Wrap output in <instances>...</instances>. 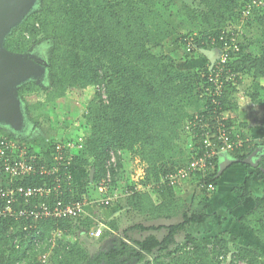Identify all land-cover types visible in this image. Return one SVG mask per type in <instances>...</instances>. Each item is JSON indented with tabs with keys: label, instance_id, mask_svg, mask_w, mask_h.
Masks as SVG:
<instances>
[{
	"label": "trees",
	"instance_id": "trees-1",
	"mask_svg": "<svg viewBox=\"0 0 264 264\" xmlns=\"http://www.w3.org/2000/svg\"><path fill=\"white\" fill-rule=\"evenodd\" d=\"M176 7L178 0H40V12L25 18L3 45L10 53L25 55L39 37L52 41L47 64L51 79L49 102L65 99L68 92L75 89L95 90L85 116L83 131L87 137L85 140L73 137L76 141L82 138L83 147L73 151L69 166L60 172L65 188L57 198L84 201L85 193L89 197L85 187L67 182V174H73L75 168L88 169L93 187L97 189L108 173L112 153L117 155V165L111 164L110 168L112 188L115 187L123 167V155L131 154L146 165L145 184L142 182L141 185L153 184L160 202H155L147 189L135 191L137 183H132L124 189L130 191L128 194L124 192L110 205L101 206L121 208L125 203L141 216L154 220L171 219L182 210V221L167 227V234L162 239L149 235L135 242V248L122 240L119 248L91 255L80 242L82 236L89 237L94 225L90 216L45 220L36 230L26 231L23 229L26 222L5 220L0 222V264H40V257L53 246L49 257L51 264H128L134 259L143 264H264V252L237 242L231 245L228 231L212 237L210 244L187 233L190 226L212 221L221 226L228 218L217 213L189 210L185 200L176 196L181 182L187 180L201 192L203 199L212 200L220 180L235 166L255 171L264 183V144L242 136V148L219 156L205 176L198 172L176 186L162 182L167 176L187 170L197 147L202 144L203 128L187 131V124L202 118L204 129L213 130L215 118H222L235 106L231 102V92L236 90L232 87L233 81H226L222 96H215V99L207 91L213 90L210 77L215 76L218 63L236 75L238 84L242 83L243 75L252 76L254 80L264 78V8L255 10L243 26L245 30L256 26V36L248 31L238 39L236 48L228 50L222 37H229L224 32L230 27L237 31L240 26L243 0H200L197 7L181 2L175 12ZM177 42L189 56L196 45L202 50L208 47L216 55L228 53L229 57L226 61L218 58L212 64L209 62L201 68L184 71L179 69L173 57L161 52L168 43L176 46ZM188 42L192 43L191 51H188ZM254 87L261 88L257 83ZM38 91L36 80L23 84L18 90L30 112L42 105L41 102L36 106L29 104V95ZM248 96L253 103L264 106L258 91L248 92ZM224 124L232 130L235 125L231 118ZM236 135L231 137L232 141L238 139ZM184 143H188L186 148ZM55 144V140L49 142V153ZM30 151L37 156V164L44 163L39 159L44 151L40 148ZM65 154L70 153L65 151ZM223 156L230 164L224 170L221 169ZM249 159H252L251 164L247 162ZM252 181L253 174H250L238 188L237 192H241L238 206L252 196ZM51 184H54V177L35 176L16 181V185L24 186ZM202 185L204 188H200ZM209 185L215 186L214 192H208ZM236 222L244 225L264 245V191ZM107 225L110 230H118L115 220ZM163 228L134 226L128 231H159ZM59 232L62 237L57 236ZM108 232H104L103 238L108 237ZM182 234L184 241L178 243L177 237ZM69 236L75 237L76 241H67ZM173 246L175 248L171 250ZM155 251L166 252L171 260L166 263H159V257L154 262L147 260Z\"/></svg>",
	"mask_w": 264,
	"mask_h": 264
},
{
	"label": "rangeland",
	"instance_id": "rangeland-1",
	"mask_svg": "<svg viewBox=\"0 0 264 264\" xmlns=\"http://www.w3.org/2000/svg\"><path fill=\"white\" fill-rule=\"evenodd\" d=\"M181 2L197 7L200 0H178V7H176L175 12H177L181 6ZM38 12H40V0H33L25 12L22 21L10 29L5 39L11 34L14 28H17L22 24L25 18H27L30 14L32 15ZM248 31L250 34L255 35L258 29L256 26H251L248 30L243 29L238 39L244 37ZM194 33L198 34L196 31ZM185 34H187V32H185ZM52 47L53 43L51 40L39 37L38 42L31 46L28 54L31 58L42 63V66H38V68H36V74L33 75L29 81L22 82L14 89L17 93L23 84L34 80L38 81L39 91L35 93V95H29V104L36 106L38 102H41L42 105L37 110L34 109L30 112L28 103L24 102V100L18 96V99L21 102L20 119L15 124L0 121V136L19 140L20 142L30 143L34 146H38L42 151H44V148L48 151L49 148L47 146H49V142H53L54 140L56 142H63L69 139L74 140V136L82 137L85 140L87 137V133L83 131L84 124H86L85 116L88 104L93 100L95 95V90L93 89L87 91L75 89L68 92L65 99L54 102L47 101L48 90L51 87V79L47 70V64L52 52ZM171 49L172 51L169 52ZM194 50L195 51L189 56L185 53V51H183V45L177 42L176 46L168 43L166 48L161 52L163 54L167 53L173 57L176 60L179 69L184 71L192 70L193 68H201L205 64L207 65L209 62L212 64L220 58L219 54L216 55V52L208 47L207 49L202 50L195 45ZM155 51L159 52V50ZM242 79V83L239 84L237 83V80L232 82V87L235 86L234 88H236L235 92H231V94L233 93L231 102L233 105L235 104V106H233V109L229 111L230 118L235 124L232 131L233 133L242 136L244 133L249 141L263 143L264 106L253 103L248 96V92L254 93L255 91H258L264 105V78L254 80L252 76L243 75ZM256 83L259 84L262 89L259 87L257 90L258 87H254ZM243 112H246L247 115H242ZM187 144L184 143L185 148ZM40 146H44V148ZM123 160V167L121 168V172L118 176L117 184L113 187L114 189L112 188L109 195L113 194V196L117 195L121 197L124 194V189L127 185L137 183L138 187L142 188L139 192L143 191V187L146 188L154 196L155 202L159 203L160 200L156 197L157 194H155L156 189L154 185H141L142 182L145 184L146 165L132 157L131 154H124ZM90 177L91 171L88 169L75 168V172L73 173V186L80 188L85 187L86 191H88L87 194H89V197H87L86 193L83 194L85 198L84 200L87 201L85 210L87 213L86 216H90L92 218L94 225L91 227L89 237L87 238L82 236L80 242L88 248L91 255H96L100 251H108L112 248H119L122 240H125L129 245L135 248V242L142 241L149 235H156L159 239H162L167 234V227L182 221V210H180L179 215L171 219L154 220L148 216H141L127 207L125 203L121 208H117L115 205H112L110 209L102 207L100 204L102 195H100L98 190L93 187V182ZM3 180L5 179L0 169V183H2ZM158 187H161V183ZM176 196L181 198L180 200L183 202L185 200L186 206L189 210L191 209L192 211L195 210L197 212L206 211V200L203 199L201 192H199L195 185L191 184L190 181L186 180L181 182L179 189L176 190ZM251 206L252 203L250 206H247V209ZM242 211L244 212L245 210ZM230 213L226 214L228 218L232 215ZM233 214L235 216H240L242 212L240 213V211L235 210ZM111 220H115L118 230L109 229L107 222H110ZM229 223L230 224L225 223V225L220 226L217 225V222L212 221L211 223L208 222L204 225L195 227V231L192 232H194L193 234L195 237L207 244H210L211 238L216 236L218 233L224 232V230L232 231L234 228L236 232L229 235L231 245L235 244V242L238 243L241 241V244L250 243L255 238V235L249 232L244 225L237 223L238 227L232 219ZM134 226H142L145 228L162 226L164 228L159 231H150L147 229L145 231L138 229L135 231H128L129 228ZM236 227L238 228L236 229ZM98 229L103 231L100 238H103L105 235L104 232H108L110 230V233L108 232L107 235L108 237H104L102 240H97V238L93 236V233H95ZM242 231L245 233H241ZM184 238V234L178 236V243H182ZM67 241L73 243L76 239L73 236H69L67 237ZM53 247L51 248V251L46 253V262L43 263V257H40V264H51L49 262V257L52 254ZM174 248L175 246L171 247V250ZM158 257L160 258V261H158L159 263H166L171 260L167 257L166 252L159 253L156 251L153 255L148 256L147 260L154 262L155 258ZM128 264L143 263H139L136 259H134Z\"/></svg>",
	"mask_w": 264,
	"mask_h": 264
},
{
	"label": "built area",
	"instance_id": "built-area-1",
	"mask_svg": "<svg viewBox=\"0 0 264 264\" xmlns=\"http://www.w3.org/2000/svg\"><path fill=\"white\" fill-rule=\"evenodd\" d=\"M264 8V0H243V7L240 17V26L237 31L232 29L224 32L229 36L222 37L224 46L228 50L236 48V43L244 24L252 17L255 10ZM192 43L188 42V51H191ZM229 57L228 53L220 55L221 61H226ZM236 75L230 71H226L225 67L218 63L215 76L210 77V82L213 85L212 92L208 89L213 97L222 96L226 81H235ZM215 99V98H214ZM216 113V109H215ZM212 129H204L203 120L199 122H189L186 130H192L195 127H201L204 130L202 144L197 147L193 161L187 170L183 169L176 175H170L162 179V182H169L171 186H176L181 180L189 179L191 175L198 172H203L205 176L210 168H213L216 159L224 154L233 152L242 148L244 141L242 139L231 140L234 138L232 129H228L224 121L228 119L226 114L222 118H215ZM30 143L20 142L7 137L0 136V169L6 180L0 183V222L12 220L15 222H26L23 229L36 230L39 223L45 220H63L77 219L86 213L87 201H64L57 198L59 192L65 188L63 185V177L61 171L66 169L70 164V159L73 158V151L83 147V139L66 140L56 142L52 153L43 149L45 153L39 156L43 164H37V156L31 153V150H37L38 147ZM65 151L70 154H65ZM111 164L117 165V155L111 154V159L108 162V173L97 190L102 195L100 204L110 205L113 199H118L119 196L111 194L112 190V174L110 171ZM67 182H73V174H67ZM54 177V184L44 186H24L16 185L17 180H24L29 177ZM203 176V177H204ZM204 188V185L200 186ZM142 188L136 185L135 191H140ZM208 192H214L215 186L209 185ZM130 192V191H129ZM129 192L125 191V195ZM132 192V191H131ZM103 231L98 229L93 236L100 238ZM61 232L57 234L61 237ZM43 263L46 262L47 255H42Z\"/></svg>",
	"mask_w": 264,
	"mask_h": 264
},
{
	"label": "water",
	"instance_id": "water-1",
	"mask_svg": "<svg viewBox=\"0 0 264 264\" xmlns=\"http://www.w3.org/2000/svg\"><path fill=\"white\" fill-rule=\"evenodd\" d=\"M32 1L0 0V121L11 124H15L21 116L19 94L14 89L22 82L29 81L42 63L31 58L29 54L10 53L3 44L10 29L22 21ZM247 162L251 164L252 159ZM225 167L227 166H221V169L224 170Z\"/></svg>",
	"mask_w": 264,
	"mask_h": 264
},
{
	"label": "crops",
	"instance_id": "crops-1",
	"mask_svg": "<svg viewBox=\"0 0 264 264\" xmlns=\"http://www.w3.org/2000/svg\"><path fill=\"white\" fill-rule=\"evenodd\" d=\"M238 110H239V108H238ZM242 115H247V113L243 112ZM227 117L230 118L229 112L227 113ZM236 136L238 139H242V141H244L242 135L237 134ZM243 136H246V135L243 133ZM262 144H264V142ZM38 149H39V147H38ZM226 160L227 159L225 158V156L221 157V165L227 166V167H225L227 169L230 165L228 166V163H226ZM250 174H253L252 196L249 197L243 203V205L240 207V206H238V204L241 201L240 200L241 192H237V190H238V188L243 186L246 178ZM144 189L146 190V188L143 187V190ZM263 191H264V183L262 181L260 174L256 173L255 171H252L251 169H248L245 166L232 167L226 172V174L220 180L219 186H218V191H217L216 195L214 196V198L212 200L210 199L211 201L210 200L206 201L207 202L206 203V213H208V214L217 213L221 216L227 217L226 214L232 212V213H230V214H232L230 216V218L227 217L228 221L226 223L230 224L229 222L232 219V221L235 222V225L238 226L236 221L254 206L255 200L263 195ZM251 203H252V206L249 209H247V206H250ZM235 210L240 211V213L242 212V214L240 216H235L233 214ZM242 210H245V211L243 212ZM209 223H211V222H209ZM224 225H225V223H224ZM197 226L188 227L187 233L194 235L193 234L194 232H192V231H195L194 229H196L195 227H197ZM238 227H236V229ZM225 231H227V230H224V232ZM228 232L232 235L236 232V230L234 228L232 231L228 230ZM249 232H251V231L249 230ZM241 233H245V232L242 231ZM241 242H238V244L241 246L251 245L252 247L260 249L262 252H264V245L258 240L256 235H255V238L253 239V241H251L250 243L241 244Z\"/></svg>",
	"mask_w": 264,
	"mask_h": 264
},
{
	"label": "bare ground",
	"instance_id": "bare-ground-1",
	"mask_svg": "<svg viewBox=\"0 0 264 264\" xmlns=\"http://www.w3.org/2000/svg\"><path fill=\"white\" fill-rule=\"evenodd\" d=\"M261 10V9H260ZM241 35V34H240ZM224 50V49H223ZM219 62V61H218ZM230 63V62H229ZM234 63H235V61H234ZM226 68V67H225ZM243 80V79H242ZM215 98V97H214ZM217 99V98H216ZM193 122V121H192ZM214 128V127H213ZM11 137V136H10ZM44 145V144H43ZM46 145V144H45ZM47 146V145H46ZM23 181V180H22ZM121 195V194H120ZM71 197V196H70ZM91 197H92V195H91ZM90 199V198H89ZM72 200V199H71ZM97 208V207H96ZM93 209V208H92ZM91 213V212H90ZM93 215V214H92ZM94 216V215H93ZM60 221V220H59Z\"/></svg>",
	"mask_w": 264,
	"mask_h": 264
},
{
	"label": "flooded vegetation",
	"instance_id": "flooded-vegetation-1",
	"mask_svg": "<svg viewBox=\"0 0 264 264\" xmlns=\"http://www.w3.org/2000/svg\"><path fill=\"white\" fill-rule=\"evenodd\" d=\"M253 164L256 165L255 162H253Z\"/></svg>",
	"mask_w": 264,
	"mask_h": 264
}]
</instances>
